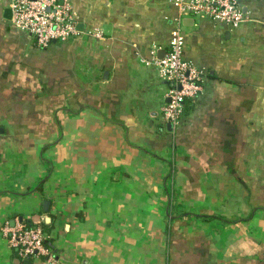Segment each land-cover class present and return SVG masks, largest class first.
Listing matches in <instances>:
<instances>
[{
  "label": "crops",
  "instance_id": "1",
  "mask_svg": "<svg viewBox=\"0 0 264 264\" xmlns=\"http://www.w3.org/2000/svg\"><path fill=\"white\" fill-rule=\"evenodd\" d=\"M70 1L79 33L39 48L0 0V264L26 261L7 221L50 226L58 264H264V4L236 28L183 21L207 80L166 132L150 60L177 8Z\"/></svg>",
  "mask_w": 264,
  "mask_h": 264
},
{
  "label": "built area",
  "instance_id": "2",
  "mask_svg": "<svg viewBox=\"0 0 264 264\" xmlns=\"http://www.w3.org/2000/svg\"><path fill=\"white\" fill-rule=\"evenodd\" d=\"M178 10L171 31L168 49L159 57L152 52V61L160 71L167 93L160 105L161 129H178L185 118V101L196 99L204 93L207 72L184 57V19L206 17L215 22L225 23L232 28L248 20L245 11L251 1L264 0H168ZM12 25L29 34L36 47L47 48L53 42H64L75 37L79 31L77 19L70 0H9ZM103 36L101 30L95 32ZM148 61V62H150ZM3 236L15 248L21 261L45 257L48 263L58 264L52 249L46 245L47 232L42 226L28 225L22 221L11 224L7 221L1 227Z\"/></svg>",
  "mask_w": 264,
  "mask_h": 264
},
{
  "label": "trees",
  "instance_id": "3",
  "mask_svg": "<svg viewBox=\"0 0 264 264\" xmlns=\"http://www.w3.org/2000/svg\"><path fill=\"white\" fill-rule=\"evenodd\" d=\"M194 104H195V99L189 98L185 101V115H187L188 112H190L193 109ZM27 222H25V223L28 225H33L31 222H29V221H27ZM39 225L42 226L45 231H49V229H50V226H45L43 224H39ZM46 245L50 246L48 239L46 240Z\"/></svg>",
  "mask_w": 264,
  "mask_h": 264
},
{
  "label": "water",
  "instance_id": "4",
  "mask_svg": "<svg viewBox=\"0 0 264 264\" xmlns=\"http://www.w3.org/2000/svg\"><path fill=\"white\" fill-rule=\"evenodd\" d=\"M10 10H11V9H10ZM10 10H9V11H10ZM190 21H194L193 18H185V19H184V23H185V24H188ZM168 128H169V130L171 131V130L173 129V128H172V124H169V125H168ZM19 262H20V261H18V263H19ZM23 264H31V261H30V260H26V261L23 262Z\"/></svg>",
  "mask_w": 264,
  "mask_h": 264
}]
</instances>
